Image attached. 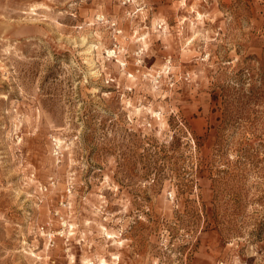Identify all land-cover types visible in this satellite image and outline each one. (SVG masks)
I'll list each match as a JSON object with an SVG mask.
<instances>
[{
  "label": "rangeland",
  "instance_id": "rangeland-1",
  "mask_svg": "<svg viewBox=\"0 0 264 264\" xmlns=\"http://www.w3.org/2000/svg\"><path fill=\"white\" fill-rule=\"evenodd\" d=\"M0 264H264V0H0Z\"/></svg>",
  "mask_w": 264,
  "mask_h": 264
},
{
  "label": "built area",
  "instance_id": "built-area-1",
  "mask_svg": "<svg viewBox=\"0 0 264 264\" xmlns=\"http://www.w3.org/2000/svg\"><path fill=\"white\" fill-rule=\"evenodd\" d=\"M128 3H130V0H121V4H122V5H126V4H128ZM48 236L50 237L51 234H48Z\"/></svg>",
  "mask_w": 264,
  "mask_h": 264
},
{
  "label": "bare ground",
  "instance_id": "bare-ground-1",
  "mask_svg": "<svg viewBox=\"0 0 264 264\" xmlns=\"http://www.w3.org/2000/svg\"><path fill=\"white\" fill-rule=\"evenodd\" d=\"M6 29V28H5Z\"/></svg>",
  "mask_w": 264,
  "mask_h": 264
}]
</instances>
